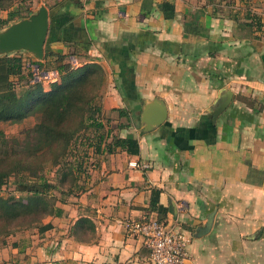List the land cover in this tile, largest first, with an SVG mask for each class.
<instances>
[{
	"label": "crops",
	"instance_id": "1",
	"mask_svg": "<svg viewBox=\"0 0 264 264\" xmlns=\"http://www.w3.org/2000/svg\"><path fill=\"white\" fill-rule=\"evenodd\" d=\"M163 2L173 18L164 17ZM56 6L53 14L46 8L58 39L49 50L100 63L108 75L104 108H133L138 124L121 137L136 139L139 155L102 162L73 206L47 222L51 230L5 238L0 264H149L125 221L143 216L152 189L167 221L182 225L193 264H264V28L239 25L235 11L221 14L205 0ZM228 93L226 109L213 116ZM156 101L166 119L144 131L141 108L148 103L152 118ZM81 218L90 224L83 238L74 234Z\"/></svg>",
	"mask_w": 264,
	"mask_h": 264
},
{
	"label": "trees",
	"instance_id": "2",
	"mask_svg": "<svg viewBox=\"0 0 264 264\" xmlns=\"http://www.w3.org/2000/svg\"><path fill=\"white\" fill-rule=\"evenodd\" d=\"M7 1V4L4 2ZM13 0H0V11L6 12V19H0V28L15 19H21L23 15L19 10L14 9ZM207 5H214L215 0H205ZM57 6L50 7L49 11L54 13ZM161 11L166 19L175 15L174 7L168 3L160 4ZM250 10L237 19L238 13L233 14V19L239 25L251 30L261 31L264 28L261 18L255 13L253 16ZM55 16H52L54 19ZM51 19V15H50ZM249 20V22H244ZM58 41L48 28V36L44 45V59L55 60L59 65L51 71L60 74V82L53 84L49 92H43L41 82L31 83L34 80V71L25 68V59L22 56L0 57V122L19 123L32 114L34 110L39 112L37 123L27 131L26 148L17 150L6 149L0 153V190L6 185L11 174L16 175L17 187L24 188L28 194L25 202L22 200L4 199L0 196V225L8 228L10 225L22 220L28 222V228L37 230L42 234L52 229V224H42V219L50 216L60 218L64 211L62 207L55 205L50 199L54 191L60 192L63 197H76L83 193L89 177L88 167L85 158L89 151L93 155L106 156L104 161L118 152H125L130 156L139 155L138 141L132 137H121L113 135L111 131L101 133L104 128L96 114L101 113V106L96 105V89L104 83L105 77L102 68L96 63H86L80 68L72 69L65 60L69 55H62L51 52L50 45ZM64 43V41L61 40ZM51 64V62L47 63ZM40 72H48V68L42 71L43 65L35 63ZM98 81V82H97ZM24 82L31 89L22 96L15 92L17 86ZM118 112L119 118L124 119L127 125H118L117 128L125 130L129 126L130 116L126 109H113ZM83 130L87 133L93 131V137L87 138V144L80 142L83 146L81 156L70 163L66 160L70 149L76 138V134ZM112 134V135H111ZM77 140V138H76ZM53 161L58 167L57 177L47 179L44 175H38L42 162ZM100 162H96L99 168ZM94 167V166H93ZM26 174V175H25ZM23 191V189H20ZM160 191L151 190V197L148 208L142 216L143 221L155 219L166 224L167 210L159 204ZM65 201V200H64ZM182 227V225L180 224ZM90 229L88 219L81 218L75 223L74 234L83 238V232ZM8 231L6 236H10ZM86 237V235H85Z\"/></svg>",
	"mask_w": 264,
	"mask_h": 264
},
{
	"label": "rangeland",
	"instance_id": "3",
	"mask_svg": "<svg viewBox=\"0 0 264 264\" xmlns=\"http://www.w3.org/2000/svg\"><path fill=\"white\" fill-rule=\"evenodd\" d=\"M57 2L58 0H13L12 4H13L14 9L19 10V12L23 14L21 16V19H15L14 21L27 19L29 18L31 14L35 13V11H37L40 7H45V8H50L52 6L54 7L57 5ZM259 2L258 0L257 2L255 0H215V5H216L215 8L217 9V11L221 12V14L229 13L228 10L235 11V13L233 14L238 13L239 14L238 16L240 17L246 14V9L248 8L250 12L252 13L250 14L251 16H253V14L255 13L258 17H260L259 9L262 5V2L261 4ZM7 3H8L7 1L4 2V4H7ZM6 17H7L6 12L0 11V19H6ZM14 21L8 22L5 26L0 28V31L8 27V25ZM14 55L22 56L25 59V65H24L25 68H30L36 72L38 68H36L37 66L35 65V63H41L43 65L41 69L42 71H45L44 70L45 68L49 69L48 76H43L41 77L40 80H38L41 82V88L43 92H49L53 84L60 82V74H58L56 71H51L54 67L59 65L55 62L54 58L53 59L51 58L46 61L43 56L42 60L37 61L31 58L30 56L28 57L23 56L22 53L21 54H18V53L11 54L10 56H14ZM66 55H69V56L67 57L65 62L67 65H70L72 69H77L85 65V63L81 60L77 62L75 57H72L73 53L68 52ZM49 62H51V64L47 65V63ZM98 65L102 68L104 72L105 81L104 83L102 82L101 85H98V88L96 89V92H95L96 105L98 106L100 105L101 110H102L101 113L96 114L95 116L101 123H103L104 128L101 129V133H106L108 131H111L113 135L121 136L124 131H121L120 129H118L117 126L127 125V122L124 119L119 118L117 111H113V109L108 110L107 106H105L104 108L103 99L108 92V75L105 69L100 65V63ZM30 89L31 88L28 85L22 82L20 86L16 87L15 92L17 93L18 96H22L24 93L27 92V90H30ZM128 109H126V111H129V116L131 119L129 122V126L127 129H125V131L131 130L133 127H135V125L138 124L136 123L137 117L131 115L133 113L132 111L133 108H131V110L130 109L128 110ZM136 114H138V112H136ZM38 116H39V112L38 111L36 112V110H34L32 114H29L28 117L24 118L19 123L0 122V153H3L6 149L15 148V147L17 150L26 148L25 140H26L27 131L32 129L34 125L37 123ZM92 137H93V131L89 130L87 133L84 134L83 130H80V132L76 134L77 140L75 138L74 143H72V146H71L75 149H70L69 154L66 157V160L70 163H73L74 161H76L77 157L81 156L83 152V146L80 145V142L82 141L83 143L87 144L89 142L86 139L87 138L91 139ZM116 154L111 155L110 157H114ZM105 157L106 156H102V155H93L89 151V156L85 158L84 160L87 163V167H88L87 172L89 173L90 176H92L94 171L97 169L96 162L97 163L100 161L101 163L104 162L103 158ZM42 166L44 168L41 169L40 172H38V175L42 174L45 177H47V179H53V177H57L59 166H56V165L54 166L53 161L49 159L46 162H42ZM9 177L10 178L8 179L6 185H4L0 190V196H2L4 199H13L14 201L22 200L25 202L24 199L28 195L25 189L20 188V189H23L22 191L17 187L16 175L11 174ZM52 195L53 197H51L52 199L50 200L59 207H62L64 205L66 206L67 204L70 203V202L68 203V201H70L71 198H74L73 196L63 197L61 193L57 191H54ZM71 201L72 203L69 205L73 206V203L75 202L74 200H71ZM69 205H67V207H69ZM50 219H52V217L47 216L43 218L41 222L42 224H45ZM28 225H30L28 222H25L22 220L14 223L13 226L10 225L8 228L3 227V224H1L0 225V245L5 240V238L9 237V236H6L8 231H12L11 235H14L17 232H28V231L34 230L32 228H28L29 227ZM0 249H1V246H0Z\"/></svg>",
	"mask_w": 264,
	"mask_h": 264
},
{
	"label": "water",
	"instance_id": "4",
	"mask_svg": "<svg viewBox=\"0 0 264 264\" xmlns=\"http://www.w3.org/2000/svg\"><path fill=\"white\" fill-rule=\"evenodd\" d=\"M48 34V11L45 7H40L29 18L16 20L0 31V57L10 56L11 54H23L30 56L34 60L40 61L44 56V45ZM264 61V57H263ZM231 99V93H228L219 108L212 112L216 116L223 112ZM160 108L154 117L147 115L148 103L142 107V117L144 131H150L155 127L161 126L166 119V110L163 103L156 101Z\"/></svg>",
	"mask_w": 264,
	"mask_h": 264
},
{
	"label": "built area",
	"instance_id": "5",
	"mask_svg": "<svg viewBox=\"0 0 264 264\" xmlns=\"http://www.w3.org/2000/svg\"><path fill=\"white\" fill-rule=\"evenodd\" d=\"M48 74V72H39L37 69L36 72L34 71L32 83L40 82L38 80ZM142 219V217L136 220L127 219L125 229L130 236L141 239L144 248L148 251L149 264H193V259L188 252L189 238L182 231L178 221L172 225L168 221L163 224L155 219L148 221Z\"/></svg>",
	"mask_w": 264,
	"mask_h": 264
}]
</instances>
